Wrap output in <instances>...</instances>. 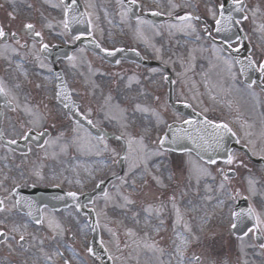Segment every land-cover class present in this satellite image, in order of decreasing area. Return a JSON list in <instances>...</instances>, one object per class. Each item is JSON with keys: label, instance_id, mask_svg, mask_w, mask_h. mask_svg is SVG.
<instances>
[{"label": "snow or ice", "instance_id": "obj_1", "mask_svg": "<svg viewBox=\"0 0 264 264\" xmlns=\"http://www.w3.org/2000/svg\"><path fill=\"white\" fill-rule=\"evenodd\" d=\"M75 3H76V0H71V5H74ZM131 3L135 4L136 0H131ZM232 3L234 5L236 11H240V12L243 11V0H232ZM71 5H67L66 4L65 7H64V13H63L64 14V19L61 22L63 23L65 29H67L68 26H69L68 16H69L70 12L72 11ZM179 6L180 5H176V4L172 5V7H174V8L175 7H179ZM208 11L213 16V18L215 20L216 32H218V33L221 32V31L226 30V29H224L222 27V25L224 24L225 20L231 22L234 19L233 16L231 15V13H229L227 16H225V14H224V4H221L218 9L209 8ZM217 13H219V18H216ZM154 14L158 15L160 13H154ZM169 15H171V13H169ZM253 15H255V12L253 13ZM8 16H9V19H11V20L15 19V16H13L11 13H9ZM178 19L190 21V20H193V19L198 20L199 17L198 16L194 17L192 15V13L188 12L184 16L178 17ZM243 19L247 20L248 17L244 16ZM235 23L239 24L240 21L239 20H235ZM47 27H51V25L49 24V25H47ZM189 28H193V26L189 25ZM22 29L26 30V33L28 34V36L30 38H32L34 40L38 39V42L40 44V49L42 51H46V50H48L50 48L49 44L43 42L42 31L35 30V24L30 23V22L29 23H23L22 24ZM193 30H194V28H193ZM205 30L207 31V29H205ZM208 34H209V36H211V32L210 31L208 32ZM8 36H11L13 39H16L17 43H19L17 33L16 32H8V31H6L4 24L2 22H0V39H4V38H6ZM80 38H81L80 36H76L75 39L73 40V43H75L76 40H80ZM236 41H237V43H239V41H240V37L239 36L236 37ZM223 42H224L225 45H227V47L229 49H232V43L229 42L228 38H225ZM22 46H27V41H25V44L22 45ZM33 47H35V44H33ZM236 50L238 51V49H236ZM103 51L106 52L108 56H113V55H115L116 52H122L124 50L123 49H113V50L103 49ZM133 51H135V50H133ZM66 58H67V60L70 63L75 60L74 56H67ZM246 61H247L246 64H245V61H242V60H235V63H240L241 64V70L242 71L246 70L247 68H258L259 72L264 74V60H261V61L257 62L255 59H253V57L251 55H249L246 58ZM117 63H119V62L117 61ZM229 66L231 67V64ZM40 67L41 68H45L46 65H44L42 63L40 65ZM72 67H75V64H72ZM49 71H51V69H49ZM153 71H155V70L153 69ZM57 79H60L59 74H57ZM164 79H167V77H164ZM252 83H255V82L253 81ZM37 87H40V85H37ZM0 94L7 95V92H6V90H5V88L3 87L2 84H0ZM55 96L57 98L63 97V100L65 101L63 103V108H65V109H69L70 108V104L67 101L71 100V96H70V94L68 92V88H67V84L66 83H64L63 81L61 82V84L59 85V90L56 91ZM109 99H110V97H109ZM156 99L158 100L159 97H156ZM71 107H73V108L76 107L74 101H72ZM77 111H79L78 108H77ZM134 111H140V112H144V113H147V112L151 111L152 115L155 116V118H156V121H157V125L156 126H158L160 123L163 122L160 113L155 111V110H150L148 107H142L140 104H136L135 108H134ZM88 112L91 113V109H88ZM57 115H58V113H54L52 111H49L46 115H44L42 117V119L47 120L49 117H51L53 119V121H55ZM29 123H31V121ZM88 123L91 124L92 121L88 120ZM197 124L203 125L205 127L210 125L215 130L214 136L217 138V143H218L219 147H223L222 143H220V141L222 140L221 131L232 133V135H235V133L232 132V129L229 127V124L226 123V122H223V121L220 122V123H216V122H214L212 120H209L207 117H205L201 121H194L192 119H183L182 117H177V118L173 119V122L171 124L167 125L168 131L165 132V134L163 136H159L158 135L157 138L152 141L154 147L149 152L148 151V147L144 143V141L146 139V136L151 132L152 129H151V127H147L146 126V127H144L142 129V133L139 135V139L138 140L135 137H132L128 141V147H129L130 150L132 149L133 143H139L141 145V148L143 149V152H144L143 156L140 159V163H133L131 167L133 169L139 168L140 164L142 163L143 166H144L145 171L148 172V162L150 160H152L153 157H154L155 160H156V163L154 165L156 170L160 171L162 169L165 172L172 173L169 176V179L170 180L173 179L174 176H175V173L173 172V169H172V165H173L174 162L172 160L168 159V157L172 153L176 152L177 149L174 148V147L165 148V145L166 144L179 145V142L181 140L185 139V138L191 139V140H193V143H196V140H195V138L193 136V133L191 131H189V129L193 128L198 133L199 129H196V125ZM76 125H77V127L73 128V132L78 133V131H79V121H76ZM185 125H187L188 127H184ZM52 126L54 127L55 124L53 123ZM33 130L34 129L32 127H28L27 131L23 133L22 139H24L25 141L29 140L30 139V135L29 134L31 132H33ZM169 133H171V138H169ZM44 134H45V132L41 131V132H39L37 134V137L43 136ZM0 135H2V133H0ZM62 135H63V133H61V136ZM123 138H124L123 134L120 137H117V139H123ZM57 139H59V137H57ZM100 139L102 140L103 138L101 137ZM200 139H203V137H200ZM9 143L14 145V144L17 143V140L13 139V140L9 141ZM44 143H45V145H47L49 143V141H45ZM197 146L199 147V145H197ZM41 147H43V146H41ZM105 148H107L106 144H105ZM179 150H180V152L185 153V154H190V152H191V150L188 149V148H182L181 147ZM29 151H31V149H29ZM123 159L126 160V159H128V157L124 156ZM165 161H167V162L165 163ZM234 161H235L234 155L231 152L226 151V159H225L224 162L226 164H228V165H232L234 163ZM208 163L209 164H216L217 161L214 160V159H209ZM218 171L221 172V175L223 176V181H227L228 180L227 173H225L223 171V169H218ZM148 174L151 175V172H148ZM34 175L37 176L41 180L44 179L41 170H35L34 171ZM113 175H115V174H113ZM152 179L155 180L161 186H164L163 185V181H162V179L159 176H152ZM189 179H191V170H189ZM101 183H103V181H101ZM256 183H257V181L255 179H253V178H249L248 179V191L251 194H253V195L257 194L256 187H255ZM121 184L122 185H128V186L133 187V188H135V186H136L135 185V180H133L131 182V184H129V182H128V180L126 178H122ZM53 186L54 187H58L59 185H53ZM177 186H178V184H177ZM220 187H221V189L224 188V183L223 182L220 184ZM13 191H15V189H13ZM183 194H184V192L181 191V195H183ZM65 195L67 197L72 198L74 201H77V203L75 205L77 209L83 207L78 202L79 201V197L81 195H83L82 193L69 191V192L65 193ZM119 195L122 196L123 201H124V204L120 205L121 208L126 207L127 205H131V204L134 203V201L129 198L130 194L129 195H124L122 193H119ZM104 197H105L106 202L108 200L112 199L109 196L108 192H106V191L104 192ZM56 198L59 199L61 197H56ZM169 199L173 202V207L175 208L176 207V205H175V199H176L175 193ZM19 203H20V201L17 200L16 204H19ZM29 207H30V205H29ZM151 207L152 206L149 205L148 209H146V211H150ZM4 211H6L5 202H4L3 199H0V212H4ZM231 215H232L233 218H237V217H239L240 214L236 213V212H232ZM247 215L254 220V224H253L252 228H248L247 229V231L244 233L245 236L248 235L249 232H253V230H255L256 232L264 231V213L257 212L255 208L249 207ZM177 216L179 217V210L178 209H177ZM36 223L37 224H41V223H43V221L41 219H37ZM97 223H98V221H97ZM160 223L163 224V221L161 220ZM48 226L50 228L53 227L51 222L49 223ZM55 227L57 229H60L59 234L62 236L64 234L63 228L59 224H56ZM185 227L187 228V226H185ZM230 227L232 229H236L238 227V225L236 223H233V224L230 225ZM17 230H19L18 227L17 228H13V231H17ZM93 230H95V229H93ZM188 231H190V229H188ZM178 235H180V234H178ZM6 236H7V234L3 230H0V237H6ZM24 239H25V236L22 234L20 236V240L23 241ZM180 240H181V243L185 247H187L190 244V242H191L187 237L182 236V235H180ZM192 240H194L196 242H199L200 241V237L199 236H193ZM8 247L11 249V247H12L11 244H9ZM261 248H264V244L261 245ZM178 250H179V247H178ZM87 251L89 253H92L93 249L91 247H89L87 249ZM58 254L61 255V256L63 255V253H59V252H58ZM180 254L183 255V252H181ZM48 259L51 260V257H48ZM194 260H195V264H200V257H198V256L194 257ZM65 264H69V262L66 260ZM212 264H215V262H212Z\"/></svg>", "mask_w": 264, "mask_h": 264}, {"label": "rangeland", "instance_id": "obj_2", "mask_svg": "<svg viewBox=\"0 0 264 264\" xmlns=\"http://www.w3.org/2000/svg\"><path fill=\"white\" fill-rule=\"evenodd\" d=\"M207 58L208 59H206V61L207 62L209 61L210 64H212L213 57H207ZM221 70H225V67H222ZM232 90H233V93L235 94V96L237 97V99L239 100L242 109L245 112L251 113L253 116L257 117L258 114L253 108L252 93L248 90V88L246 86H243L242 88L233 87ZM143 154H144L143 149L139 148L133 157L134 158L133 163H140V159L143 156ZM189 162L191 164V168L193 171H199L201 169L204 170V167L199 166L195 159H192ZM205 171L208 172L207 170H205ZM141 172H142L141 170H138L137 172L132 171L131 173L133 176H136L138 179V177H140V175H141ZM202 174H204V171L199 172L197 174V176H201ZM132 181L129 180V183H131ZM128 189L136 193L135 195H133V199L135 201H138V198H140V197L141 198L147 197V198L151 199L153 197V195L155 194V191L153 190V188H150V187H146L143 190H138L136 188L129 186ZM203 196L204 195H201V196H199L197 194L194 195L195 207H196L197 211H201L203 208H206L204 202L202 201ZM211 203L215 204V205L217 204L215 198L211 199ZM81 238L82 237L80 236V242H81ZM228 241H229V237H227L224 234H221V236H219L217 241H214L213 244L216 246H222L224 243H227ZM227 246L231 247V243H229ZM169 251H171V250H169ZM201 251L202 252H198V253H200V259H201L200 264H212V262H215L213 257L211 256V254H209V252H206L207 251L206 247H203V249H201ZM235 252H236V249H235ZM115 264H120V263H118L116 261Z\"/></svg>", "mask_w": 264, "mask_h": 264}]
</instances>
